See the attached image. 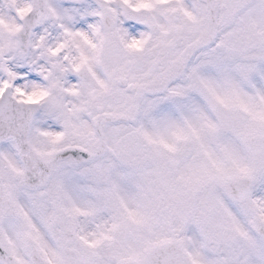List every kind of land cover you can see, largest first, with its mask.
<instances>
[{"label": "flooded vegetation", "instance_id": "obj_1", "mask_svg": "<svg viewBox=\"0 0 264 264\" xmlns=\"http://www.w3.org/2000/svg\"><path fill=\"white\" fill-rule=\"evenodd\" d=\"M226 1L218 41L192 55L209 28L200 0H127L150 26L107 58L95 33L66 61L44 52L45 83L24 100L47 94L28 141L48 182L26 187L15 143L0 146L16 208L0 223L20 264L28 239L52 264L141 263L161 239L192 264H237L264 245L252 228L264 221V0L233 16Z\"/></svg>", "mask_w": 264, "mask_h": 264}, {"label": "snow or ice", "instance_id": "obj_2", "mask_svg": "<svg viewBox=\"0 0 264 264\" xmlns=\"http://www.w3.org/2000/svg\"><path fill=\"white\" fill-rule=\"evenodd\" d=\"M5 16L21 27L27 46L11 52V59L0 57V86L11 81L9 92L25 93L34 84L45 83L36 70L48 64L45 51L58 62L66 61L67 51L80 48L95 33L103 38L101 50L107 58L114 39L127 43L139 38L151 23L150 17L133 11L127 0H20L11 6L8 0H0V22H7ZM74 70L78 72L79 67L74 65Z\"/></svg>", "mask_w": 264, "mask_h": 264}, {"label": "water", "instance_id": "obj_3", "mask_svg": "<svg viewBox=\"0 0 264 264\" xmlns=\"http://www.w3.org/2000/svg\"><path fill=\"white\" fill-rule=\"evenodd\" d=\"M33 257L36 264H44L38 259H36L37 256L35 254ZM148 257H149V264H189L182 249H180L179 246L173 243L172 244L166 243L158 246L148 254ZM0 259L3 261H7V263L5 264H15L9 252L7 251V249H5V245L1 238H0Z\"/></svg>", "mask_w": 264, "mask_h": 264}, {"label": "rangeland", "instance_id": "obj_4", "mask_svg": "<svg viewBox=\"0 0 264 264\" xmlns=\"http://www.w3.org/2000/svg\"><path fill=\"white\" fill-rule=\"evenodd\" d=\"M8 1H9V5H11L12 3H19L20 2V0H8Z\"/></svg>", "mask_w": 264, "mask_h": 264}]
</instances>
